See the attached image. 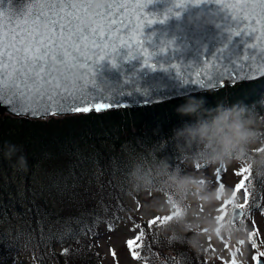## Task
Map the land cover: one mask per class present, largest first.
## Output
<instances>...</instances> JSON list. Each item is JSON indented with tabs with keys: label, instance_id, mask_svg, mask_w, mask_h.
Listing matches in <instances>:
<instances>
[{
	"label": "trees",
	"instance_id": "trees-1",
	"mask_svg": "<svg viewBox=\"0 0 264 264\" xmlns=\"http://www.w3.org/2000/svg\"><path fill=\"white\" fill-rule=\"evenodd\" d=\"M193 97L206 109L243 104L264 117V77L153 105L45 118L0 112V264H103L98 236L116 231L128 215L136 217L130 199L143 193L130 183L135 160L145 171L161 161L181 174L211 167L193 162L195 146L182 153L173 140L174 130L194 122L177 111ZM8 145L19 149L11 160L5 157ZM19 156L27 159L26 172L14 167ZM248 176L246 216L264 210V175ZM153 182L170 204L176 201L158 177ZM189 208L191 201L181 210ZM141 224L144 236L133 238L129 248L139 253L138 264H209L214 256L212 246L197 254L182 237L169 244L161 227Z\"/></svg>",
	"mask_w": 264,
	"mask_h": 264
},
{
	"label": "water",
	"instance_id": "water-1",
	"mask_svg": "<svg viewBox=\"0 0 264 264\" xmlns=\"http://www.w3.org/2000/svg\"><path fill=\"white\" fill-rule=\"evenodd\" d=\"M123 2L131 5L128 31L90 65L87 93L90 103L104 106L101 111L160 104L264 77V45L232 6L237 0H182L183 7H177L179 0ZM34 8L33 0H0L9 26L22 24ZM0 112L31 118L85 113H18L8 101ZM242 215L236 211L237 218ZM256 264H264L263 255Z\"/></svg>",
	"mask_w": 264,
	"mask_h": 264
},
{
	"label": "snow or ice",
	"instance_id": "snow-or-ice-1",
	"mask_svg": "<svg viewBox=\"0 0 264 264\" xmlns=\"http://www.w3.org/2000/svg\"><path fill=\"white\" fill-rule=\"evenodd\" d=\"M33 2L35 8L22 24L9 26L4 22L3 12H0V104L8 101L14 111L32 115L87 113L92 108L103 110V105L90 103L87 93L90 65L93 57L106 54L109 45L120 39L122 31H128L126 9L131 5L123 0H105L106 6L90 15L89 10L95 0ZM183 6L184 2L179 0L177 7ZM232 6L240 9L255 38L259 36L264 45V0H237ZM147 23L153 21L148 20ZM200 81L195 79L194 82ZM33 93L36 94L35 100ZM242 165L239 174L244 179L235 186L233 201H226L225 206L219 209L225 213L220 216L221 220L228 215V206H231L236 221L246 216L249 206L246 181L252 169ZM196 167L199 169L202 165ZM219 186L222 189L225 185L220 183ZM241 191L244 202L234 203ZM237 210L243 214L242 217H236ZM180 211L176 208L170 215L153 218L148 226L162 227ZM143 236L142 229L137 239ZM133 243L129 241L130 249ZM133 257L139 258V253L133 252Z\"/></svg>",
	"mask_w": 264,
	"mask_h": 264
},
{
	"label": "clouds",
	"instance_id": "clouds-1",
	"mask_svg": "<svg viewBox=\"0 0 264 264\" xmlns=\"http://www.w3.org/2000/svg\"><path fill=\"white\" fill-rule=\"evenodd\" d=\"M105 6V0H95L89 14H95ZM177 111L194 118V122H186L173 134V140L182 153L196 147L193 162H205L213 168L243 163L254 173L264 175V151L258 150L259 146L264 145V117L243 104H219L213 109H206L204 101H197L194 97ZM18 150L17 146L8 145L5 157L11 160ZM14 167L26 172V157L19 156ZM154 177H158L162 186L175 194L176 201L169 204L166 199H154L148 205L150 211L167 215L170 210L183 209L193 199L204 208L198 218H194L191 208L181 210L171 222L162 226L159 231L167 243L171 244L176 237H182L187 247L199 254L206 247L208 236L231 241L247 238L246 226L239 224L231 211L223 220L216 215L215 210L221 203L233 201V188L227 185L222 189L214 187L209 177L194 172L181 174L170 171V166L164 161L154 163L148 171H145L142 160L133 162L130 183L134 192H156Z\"/></svg>",
	"mask_w": 264,
	"mask_h": 264
},
{
	"label": "rangeland",
	"instance_id": "rangeland-1",
	"mask_svg": "<svg viewBox=\"0 0 264 264\" xmlns=\"http://www.w3.org/2000/svg\"><path fill=\"white\" fill-rule=\"evenodd\" d=\"M243 166L242 164L233 163L223 166L222 169L220 167H208L200 171L192 169V172L209 177L213 181L214 187L222 183L235 189V186L243 180V177L239 174ZM154 199H166L168 201L167 197L160 192L143 193L139 200L131 198L136 217L128 215L126 221L121 223L116 231H104L98 236L99 244L105 254L103 264H138V261L130 252L129 241L141 233L143 229L141 222H149L152 220L151 218L158 215V213L148 209V205ZM243 202L244 193L241 191L235 203ZM224 206L225 202L221 203L215 210L218 219L221 215H225V213L219 211ZM191 209L194 218H198L204 212L203 205L195 199L191 201ZM243 219L246 221L245 226L247 229L245 240L231 241L225 240L223 237L218 239L211 236L207 237L206 245L212 246L214 251V256L209 264H233V257L236 258V264H256L257 257L264 253V210L261 213L245 216ZM254 231L258 234L257 246L253 242Z\"/></svg>",
	"mask_w": 264,
	"mask_h": 264
},
{
	"label": "bare ground",
	"instance_id": "bare-ground-1",
	"mask_svg": "<svg viewBox=\"0 0 264 264\" xmlns=\"http://www.w3.org/2000/svg\"><path fill=\"white\" fill-rule=\"evenodd\" d=\"M230 86H232V85H230Z\"/></svg>",
	"mask_w": 264,
	"mask_h": 264
}]
</instances>
